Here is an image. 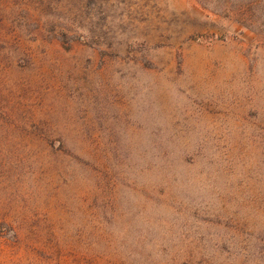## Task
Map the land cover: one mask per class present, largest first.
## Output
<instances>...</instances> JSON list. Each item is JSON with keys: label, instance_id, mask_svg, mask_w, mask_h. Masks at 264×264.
Masks as SVG:
<instances>
[{"label": "rangeland", "instance_id": "obj_1", "mask_svg": "<svg viewBox=\"0 0 264 264\" xmlns=\"http://www.w3.org/2000/svg\"><path fill=\"white\" fill-rule=\"evenodd\" d=\"M0 264H264V0H0Z\"/></svg>", "mask_w": 264, "mask_h": 264}]
</instances>
